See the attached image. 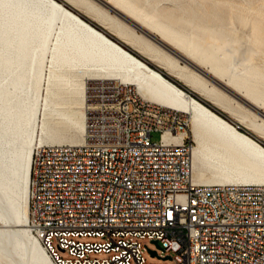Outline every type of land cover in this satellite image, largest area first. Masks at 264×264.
Segmentation results:
<instances>
[{
  "label": "built area",
  "instance_id": "obj_1",
  "mask_svg": "<svg viewBox=\"0 0 264 264\" xmlns=\"http://www.w3.org/2000/svg\"><path fill=\"white\" fill-rule=\"evenodd\" d=\"M89 90L84 141L33 158L30 224L50 264H144L145 240L173 264H264V184L194 183L184 112L117 79Z\"/></svg>",
  "mask_w": 264,
  "mask_h": 264
},
{
  "label": "bare ground",
  "instance_id": "obj_2",
  "mask_svg": "<svg viewBox=\"0 0 264 264\" xmlns=\"http://www.w3.org/2000/svg\"><path fill=\"white\" fill-rule=\"evenodd\" d=\"M66 1L84 7L103 23L110 24L123 42L136 44L153 58L164 61V66L166 65L165 67H168L173 75L219 109L228 113L236 110L230 93L228 94L219 86L227 88L226 83L213 76L215 80L204 68L197 67L187 57L177 54L164 43L162 37L158 38L142 22L139 23L120 6L113 4L111 0L97 1L199 72L188 70L182 65L178 67L175 64L176 61L174 62L158 45H144L136 36L137 34L132 33L125 23L117 18L118 16L109 15L107 10L95 5L94 1L89 4H86L85 0ZM201 1H191L192 9L199 4L195 11L199 17L206 14ZM192 9L186 7L184 12L190 14ZM209 9L213 8L209 7ZM217 11L220 10L217 9L216 14ZM163 13L166 14V11L163 10ZM242 14H240V20L248 24L249 20ZM212 19L211 17V23ZM250 24L255 37L259 40L264 39V26L258 24L257 20L251 21ZM53 36L56 41L51 43ZM32 64L34 68L28 75L29 66ZM160 71L151 67L58 0H0V84L11 80L15 86H36V111L44 93L47 97L44 106L47 107L48 103L53 101V96L57 95V88H59L60 95L68 94L69 100L78 108V112L86 113V133L90 110L94 108L89 99L90 84L97 80L117 79L136 87L137 93L146 100L176 108L188 116L189 130L178 133L175 138L181 140L188 136L193 141L191 179L194 183L227 185L210 184L211 181L207 180V172L198 165L206 154L211 155L206 152V144L202 139L204 131L215 137L216 152L226 156L225 159L215 158V161L224 169L230 172L239 171L242 165L246 164L244 159L264 165L263 144L240 131L237 124L226 120ZM231 92L237 96L238 100L243 103L245 101L253 107V110L261 114V120H254L253 129L264 138V114L260 112V106H254L242 95ZM32 105L21 104L20 106V103L15 102L9 104L4 92H0V264H50L49 256L39 238L31 230V170L37 147L66 143H50L42 140L33 148V151H28L25 135L27 122L25 109L31 108ZM191 120L194 140L191 137ZM31 138H34V132ZM164 138L168 139L170 136L165 135ZM236 177L241 183L230 184H264L242 183L260 180L243 176Z\"/></svg>",
  "mask_w": 264,
  "mask_h": 264
},
{
  "label": "rangeland",
  "instance_id": "obj_3",
  "mask_svg": "<svg viewBox=\"0 0 264 264\" xmlns=\"http://www.w3.org/2000/svg\"><path fill=\"white\" fill-rule=\"evenodd\" d=\"M58 1L78 13L82 18L104 32L108 37L119 44L121 43L127 50L144 60L151 67L163 71L167 74L166 77H171L176 82L189 89L192 92L191 94L193 97L197 95L202 100L209 103L212 106V110H217L215 112L229 122L239 125L245 132L239 129L240 131L250 135L258 141L260 140L261 142H259L264 145V138L253 129L254 120H261L262 118L261 114L256 110L248 107L246 104L229 94L226 90L225 91L233 98L236 110L233 113H228L219 109L186 83L181 81L177 76L173 75L168 67H165L166 65L164 66V61L153 58L136 44L123 42L110 24L103 23L97 17L89 13L84 7L70 4L66 0ZM91 1H94L95 5L102 7V9L107 10L109 15L114 17L118 16L114 11L106 8L97 0H85V3L89 4ZM191 1L192 0H111L113 4L120 6L123 11L136 19L139 23L142 22V24L150 29L158 38L162 37L164 43L172 48L177 54L187 57L188 60L193 62L197 67L204 68L210 73L209 75L211 77L214 76L223 83H226L229 90L242 95L254 106H260V112L264 114V39L259 40L255 37V32L252 30L253 28L250 24L251 21L257 20L258 24L260 23V25L264 26V0H202V5H200L203 7L206 14L200 17L195 14V11H197L196 7H198L199 4L195 5L192 9ZM186 7L192 9L190 14L184 12ZM209 7L213 9L210 10ZM217 9L220 11H217L216 14ZM163 10L166 11V14L163 13ZM213 10L215 13L212 12ZM248 13L250 14L249 17ZM240 14H242V16L244 15L249 20L248 24H245L240 20ZM211 17L213 18L212 23L210 20ZM117 18H120L132 33L135 35L137 34L136 36L140 38L144 45H158L166 51L165 53L173 59L174 62L176 61L175 64L178 67L182 65L188 70L199 72V70H196L175 54L159 45L154 39L123 20L120 16ZM57 30L58 28L56 31ZM51 40V43L55 42V36H53ZM33 68V64L29 66L28 75L32 73ZM44 82L47 85L45 80ZM57 91V95L53 96V101L48 103L47 107L44 106L47 101L46 94L44 93L40 100L39 108L36 111V86H15L11 80L0 84V92H4L7 103H20V106L21 104H33L31 108L25 109L27 114L25 135L27 137L26 142H28V151H33V148H35L39 141L41 142L42 140L43 142L67 144H78L83 141L86 128V113L82 114L78 112V108L72 105L69 100L68 94H66V96L60 95L59 88H57ZM54 103H56V105ZM33 132L34 138L32 139ZM191 132V137L194 140L192 120ZM214 138L213 134L207 131L203 132L202 139L206 144V152L211 153L212 156L206 154L205 158H202L198 163V165L207 172V180L211 181L210 184L241 183L237 181L236 176L260 180L245 181L242 183H264L263 164L250 162L248 159H244L246 164L242 165V169L231 172L218 164L215 161V158L225 159L226 156L224 157L220 152H216ZM152 139L158 140L159 133H153ZM195 145H197L196 142ZM90 240L98 241L99 239L92 238ZM144 244L150 249L157 250L160 257L167 255V253L160 249L154 242L145 240ZM144 254V264H173L171 259H163L151 255L147 248H145ZM89 256L92 258H102L106 255L90 254Z\"/></svg>",
  "mask_w": 264,
  "mask_h": 264
},
{
  "label": "water",
  "instance_id": "obj_4",
  "mask_svg": "<svg viewBox=\"0 0 264 264\" xmlns=\"http://www.w3.org/2000/svg\"><path fill=\"white\" fill-rule=\"evenodd\" d=\"M159 71H160V70H159ZM160 73H162L164 76L167 75V74H165L163 71H160ZM167 77H168V79H170L171 81H173L175 84H177L178 86H180V87H182L183 89H185L186 91H188L190 94L192 93V92L189 91L186 87H184L183 85L179 84L178 82H176V81H175L174 79H172L171 77H169V76H167ZM219 86L222 87L224 90H226L228 93L232 94V96H234V97L237 98V96H236V95H233V93H232L228 88L223 87L222 85H219ZM193 95H195V94H193ZM195 97L198 98L200 101H202L206 106L212 108V106H211L209 103L205 102L204 100H202V99H201L200 97H198L197 95H195ZM244 103H245L246 105H248V107H250V108L253 109V107H252L251 105H249L248 103H246L245 101H244ZM215 111H217V110H215ZM259 141H260V140H259ZM260 142H261V141H260ZM262 144H263V143H262ZM153 242L156 243V244L158 245L157 241H153ZM158 247H159V245H158ZM148 251L151 253V255L160 257L159 254H158V252H157L156 250H150V249H149ZM160 258H163V259H171V256H170V255H166V256H164V257H160Z\"/></svg>",
  "mask_w": 264,
  "mask_h": 264
},
{
  "label": "trees",
  "instance_id": "obj_5",
  "mask_svg": "<svg viewBox=\"0 0 264 264\" xmlns=\"http://www.w3.org/2000/svg\"><path fill=\"white\" fill-rule=\"evenodd\" d=\"M166 76V75H165ZM182 88V87H181ZM209 108H211V107H209ZM217 113V112H216ZM220 115V114H219ZM242 131H244L243 129H241ZM245 132V131H244Z\"/></svg>",
  "mask_w": 264,
  "mask_h": 264
},
{
  "label": "crops",
  "instance_id": "obj_6",
  "mask_svg": "<svg viewBox=\"0 0 264 264\" xmlns=\"http://www.w3.org/2000/svg\"><path fill=\"white\" fill-rule=\"evenodd\" d=\"M121 44V43H120Z\"/></svg>",
  "mask_w": 264,
  "mask_h": 264
}]
</instances>
